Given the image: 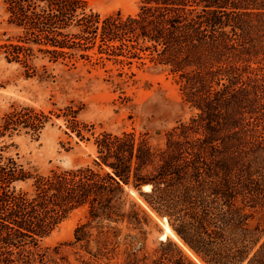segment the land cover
Returning a JSON list of instances; mask_svg holds the SVG:
<instances>
[{
    "label": "trees",
    "instance_id": "obj_1",
    "mask_svg": "<svg viewBox=\"0 0 264 264\" xmlns=\"http://www.w3.org/2000/svg\"><path fill=\"white\" fill-rule=\"evenodd\" d=\"M3 2L19 33L0 56L27 76L37 59L148 60L170 67L196 111L154 144L134 129L96 133L73 104L0 110V137L38 138L57 117L96 146L91 163L45 174L0 153V264H196L169 238L147 251L150 216L133 189L206 264H264V0H143L105 15L86 0ZM80 207L76 257H50L41 239Z\"/></svg>",
    "mask_w": 264,
    "mask_h": 264
},
{
    "label": "rangeland",
    "instance_id": "obj_2",
    "mask_svg": "<svg viewBox=\"0 0 264 264\" xmlns=\"http://www.w3.org/2000/svg\"><path fill=\"white\" fill-rule=\"evenodd\" d=\"M89 8L102 15L121 10L124 14L136 12L143 0H86ZM3 0H0V41L19 33V29L6 21ZM96 49V47L94 48ZM92 54L94 50L90 51ZM95 56V55H94ZM37 73L27 76L18 63L7 62L0 56V110L10 109L12 104L32 105L46 112L55 107L73 104L79 107L80 120L94 124L96 133L102 130L119 132L134 129L148 132L154 144H161L167 130L181 121L188 120L195 109L184 101L177 81V75L169 66L134 61L131 66L106 60L104 63L80 59L77 63H50L37 59ZM42 64H47L45 73ZM65 120L53 117L38 138L23 129L12 137H0V153L18 158L26 166L39 173L52 169L78 167L91 163L96 157L94 136L86 133L87 139H80L75 133L67 134ZM31 183H19L28 187ZM134 190V189H133ZM131 195L149 213L146 224V249L153 252L161 240L169 238L176 242L196 264H206L178 236L167 231L164 218L156 214L136 191ZM144 190V188H143ZM87 216V208L75 209L49 235L43 237L40 245L50 257L74 259L77 246L74 232L76 226ZM261 217L256 214L253 223ZM168 220V219H167ZM172 228V227H171ZM173 229V228H172ZM183 243V244H182ZM58 248L56 253L54 248ZM119 264V263H118Z\"/></svg>",
    "mask_w": 264,
    "mask_h": 264
},
{
    "label": "bare ground",
    "instance_id": "obj_3",
    "mask_svg": "<svg viewBox=\"0 0 264 264\" xmlns=\"http://www.w3.org/2000/svg\"><path fill=\"white\" fill-rule=\"evenodd\" d=\"M145 188L149 189L150 185H145ZM132 192L136 194V192L134 190ZM164 220H165V222H163V223L166 226V232L164 234H162L161 237H167V233H168L167 231H169V232L173 233V235H175V233H174L173 229L171 228L168 220L166 218H164ZM175 237H177V236L175 235ZM177 239H178V237H177Z\"/></svg>",
    "mask_w": 264,
    "mask_h": 264
},
{
    "label": "water",
    "instance_id": "obj_4",
    "mask_svg": "<svg viewBox=\"0 0 264 264\" xmlns=\"http://www.w3.org/2000/svg\"><path fill=\"white\" fill-rule=\"evenodd\" d=\"M143 188H144V190H146L145 186Z\"/></svg>",
    "mask_w": 264,
    "mask_h": 264
}]
</instances>
